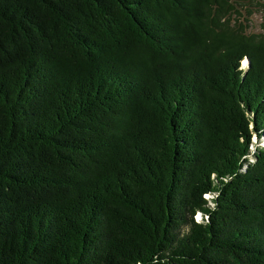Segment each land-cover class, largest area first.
Here are the masks:
<instances>
[{"label":"trees","instance_id":"1","mask_svg":"<svg viewBox=\"0 0 264 264\" xmlns=\"http://www.w3.org/2000/svg\"><path fill=\"white\" fill-rule=\"evenodd\" d=\"M251 2L0 0V264H264Z\"/></svg>","mask_w":264,"mask_h":264},{"label":"rangeland","instance_id":"2","mask_svg":"<svg viewBox=\"0 0 264 264\" xmlns=\"http://www.w3.org/2000/svg\"><path fill=\"white\" fill-rule=\"evenodd\" d=\"M248 9L251 10V14L246 18L245 11L240 12L242 17L247 19L248 32L249 33H262L264 31V0H253L250 3ZM241 19V18H240ZM261 139V138H260ZM259 140V138H258ZM263 139H261L262 141ZM257 139L254 135L251 138V146L254 147ZM264 142V141H262ZM208 196H206L207 198ZM197 220H199V214L196 215Z\"/></svg>","mask_w":264,"mask_h":264}]
</instances>
